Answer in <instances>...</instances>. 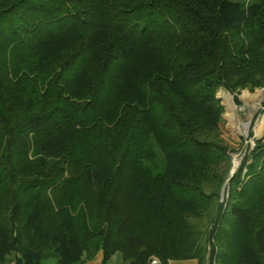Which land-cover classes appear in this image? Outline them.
<instances>
[{
    "label": "trees",
    "instance_id": "obj_1",
    "mask_svg": "<svg viewBox=\"0 0 264 264\" xmlns=\"http://www.w3.org/2000/svg\"><path fill=\"white\" fill-rule=\"evenodd\" d=\"M244 88L264 0H0V264H264V142L219 202Z\"/></svg>",
    "mask_w": 264,
    "mask_h": 264
},
{
    "label": "rangeland",
    "instance_id": "obj_2",
    "mask_svg": "<svg viewBox=\"0 0 264 264\" xmlns=\"http://www.w3.org/2000/svg\"><path fill=\"white\" fill-rule=\"evenodd\" d=\"M243 90L247 91L250 95H256L257 98L260 97L262 98V100L259 102V105L253 110L249 118L247 117V114L248 111L251 109L252 104L246 103L241 97ZM221 94H229L231 96L237 123L241 124L247 122L248 124L247 128L243 133L238 132L237 134L233 130H231V128H229L225 107L223 103L220 102ZM216 97L218 98L220 105L223 108L222 131H223V138L225 140V143L227 144L228 154L230 157L229 168L219 191V202L221 203L222 197L225 199V201L228 198L229 185L227 178L232 176L242 166L241 164L243 162H246L245 164L249 163L250 161L249 153L254 148V143L256 141L264 142V136L256 137L254 134L255 127L261 125L264 120V89L257 88L254 90H250L248 88H244L241 90H237L234 93H229L223 89H219L216 93ZM44 264H54V263L53 261L49 260Z\"/></svg>",
    "mask_w": 264,
    "mask_h": 264
},
{
    "label": "bare ground",
    "instance_id": "obj_3",
    "mask_svg": "<svg viewBox=\"0 0 264 264\" xmlns=\"http://www.w3.org/2000/svg\"><path fill=\"white\" fill-rule=\"evenodd\" d=\"M241 97L246 103L252 104L251 109L248 111V114H247V117L249 118L253 110L259 105V102L262 100V98L261 97L257 98L256 95H250L247 91H244V90L241 94ZM220 99H221L220 102L223 103L225 110H226V117L228 119L229 128H231V130H233L237 134L238 132L243 133L246 130L248 124L247 122L241 123V124L237 123L231 96L229 94H221ZM263 126H264V120L261 125H258L255 127L254 134L256 137L264 136Z\"/></svg>",
    "mask_w": 264,
    "mask_h": 264
},
{
    "label": "crops",
    "instance_id": "obj_4",
    "mask_svg": "<svg viewBox=\"0 0 264 264\" xmlns=\"http://www.w3.org/2000/svg\"><path fill=\"white\" fill-rule=\"evenodd\" d=\"M85 264H102V254L97 253L91 261H87ZM105 264H127L125 263L119 254H114ZM152 264V263H149ZM156 264H159L156 263ZM168 264H198L196 260H185V261H169Z\"/></svg>",
    "mask_w": 264,
    "mask_h": 264
},
{
    "label": "built area",
    "instance_id": "obj_5",
    "mask_svg": "<svg viewBox=\"0 0 264 264\" xmlns=\"http://www.w3.org/2000/svg\"><path fill=\"white\" fill-rule=\"evenodd\" d=\"M222 199H224L223 197H222ZM221 199V202H224L225 201V199L224 200H222ZM150 263H152V264H156V263H158L156 260H151V262ZM7 264H15V262H14V260H10Z\"/></svg>",
    "mask_w": 264,
    "mask_h": 264
},
{
    "label": "water",
    "instance_id": "obj_6",
    "mask_svg": "<svg viewBox=\"0 0 264 264\" xmlns=\"http://www.w3.org/2000/svg\"><path fill=\"white\" fill-rule=\"evenodd\" d=\"M231 177V176H230ZM230 177L229 178H227V181L230 179Z\"/></svg>",
    "mask_w": 264,
    "mask_h": 264
}]
</instances>
